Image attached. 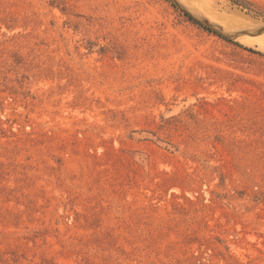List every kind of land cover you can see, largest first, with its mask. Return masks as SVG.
Instances as JSON below:
<instances>
[{
  "label": "rangeland",
  "instance_id": "obj_1",
  "mask_svg": "<svg viewBox=\"0 0 264 264\" xmlns=\"http://www.w3.org/2000/svg\"><path fill=\"white\" fill-rule=\"evenodd\" d=\"M242 2L0 0V264H264Z\"/></svg>",
  "mask_w": 264,
  "mask_h": 264
},
{
  "label": "trees",
  "instance_id": "obj_2",
  "mask_svg": "<svg viewBox=\"0 0 264 264\" xmlns=\"http://www.w3.org/2000/svg\"><path fill=\"white\" fill-rule=\"evenodd\" d=\"M233 2L237 3L238 5H240L241 7L250 9L248 6H246L247 4H242V0H232ZM189 19L195 21L191 16H189L188 14H185ZM196 22V21H195ZM198 24H200L199 22H196ZM201 25V24H200ZM205 29H207L208 31H212L214 33H217L215 30H212L211 28L207 27V26H203ZM218 34V33H217ZM219 35V34H218ZM228 39V38H225ZM236 43V42H235ZM245 49H247L248 51L254 52V50L252 48L249 47H245Z\"/></svg>",
  "mask_w": 264,
  "mask_h": 264
}]
</instances>
